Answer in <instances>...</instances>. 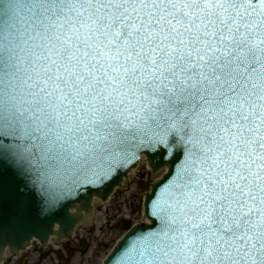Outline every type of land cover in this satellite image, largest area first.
<instances>
[{
	"label": "snow or ice",
	"instance_id": "6c2138e0",
	"mask_svg": "<svg viewBox=\"0 0 264 264\" xmlns=\"http://www.w3.org/2000/svg\"><path fill=\"white\" fill-rule=\"evenodd\" d=\"M161 145L183 159L149 197L158 224L112 264H264V0H0L16 176L102 193Z\"/></svg>",
	"mask_w": 264,
	"mask_h": 264
},
{
	"label": "water",
	"instance_id": "95a60500",
	"mask_svg": "<svg viewBox=\"0 0 264 264\" xmlns=\"http://www.w3.org/2000/svg\"><path fill=\"white\" fill-rule=\"evenodd\" d=\"M182 159L183 152L178 145H161L155 152H141L138 157L130 158L127 166L121 167L118 175L104 186L102 193L95 189L85 193L84 188H80L79 194L73 192L59 200L42 194L38 187H34L30 173L16 176L8 162L0 159V262L7 254L10 257L19 256L32 240L43 248L50 238H54L55 242L69 239L77 225L88 228L95 203H105L115 189H123L124 182L132 178L140 162L148 166L153 176L165 171L158 181L150 185L149 193L144 194L141 223L132 226L102 262L112 264L114 253L123 252L135 237L157 226L158 222L149 215V197L155 199V194L171 179L169 174L174 173ZM18 202L24 204L25 211L19 210Z\"/></svg>",
	"mask_w": 264,
	"mask_h": 264
},
{
	"label": "rangeland",
	"instance_id": "374dc122",
	"mask_svg": "<svg viewBox=\"0 0 264 264\" xmlns=\"http://www.w3.org/2000/svg\"><path fill=\"white\" fill-rule=\"evenodd\" d=\"M153 178L141 164L134 172L131 181L126 183L123 190H118L105 206L97 205L92 228L88 233L77 231L76 241L81 237L86 243L83 249L78 242L68 243L67 248L61 245L59 256L51 245L45 256L40 255L36 245L27 251L23 262H41V264H100L116 241L133 224L141 218V199L148 190ZM119 216H125L119 217ZM6 262H19L7 260Z\"/></svg>",
	"mask_w": 264,
	"mask_h": 264
},
{
	"label": "flooded vegetation",
	"instance_id": "af4514ba",
	"mask_svg": "<svg viewBox=\"0 0 264 264\" xmlns=\"http://www.w3.org/2000/svg\"><path fill=\"white\" fill-rule=\"evenodd\" d=\"M5 264H22L21 262H17V263H13V262H6ZM38 264H41L40 262H38Z\"/></svg>",
	"mask_w": 264,
	"mask_h": 264
}]
</instances>
